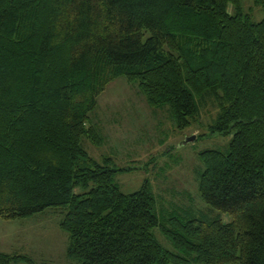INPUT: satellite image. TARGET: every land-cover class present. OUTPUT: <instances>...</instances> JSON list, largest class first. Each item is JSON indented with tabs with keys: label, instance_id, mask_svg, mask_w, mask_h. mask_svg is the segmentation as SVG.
Returning <instances> with one entry per match:
<instances>
[{
	"label": "trees",
	"instance_id": "obj_1",
	"mask_svg": "<svg viewBox=\"0 0 264 264\" xmlns=\"http://www.w3.org/2000/svg\"><path fill=\"white\" fill-rule=\"evenodd\" d=\"M258 3L254 23L241 0H0V220L63 209L77 264H264ZM120 79L150 108L167 106L180 129L206 98L216 103L210 130L231 139L226 152L200 154V218L159 219L146 186L122 193L115 179L126 171L84 150L83 140L104 145L91 116ZM21 263L35 264L0 253V264Z\"/></svg>",
	"mask_w": 264,
	"mask_h": 264
},
{
	"label": "rangeland",
	"instance_id": "obj_2",
	"mask_svg": "<svg viewBox=\"0 0 264 264\" xmlns=\"http://www.w3.org/2000/svg\"><path fill=\"white\" fill-rule=\"evenodd\" d=\"M241 7L252 22L263 20L258 0H241ZM199 107L198 118L180 129L167 106L150 108L137 86L120 79L99 98L91 116L104 145L96 148L83 140V148L96 162L110 158L114 169L126 171L115 179L122 193L133 194L146 186L154 194L159 219L200 218L209 210L199 192L204 170L200 154L226 152L231 136L210 130L218 115L213 99L206 98ZM193 137L194 141L183 144ZM63 218V209L50 208L29 219L0 220V253L24 255L35 264H77L67 257L69 235L60 229ZM223 221L230 218L223 216ZM153 235L166 250L174 251L159 229Z\"/></svg>",
	"mask_w": 264,
	"mask_h": 264
},
{
	"label": "water",
	"instance_id": "obj_3",
	"mask_svg": "<svg viewBox=\"0 0 264 264\" xmlns=\"http://www.w3.org/2000/svg\"><path fill=\"white\" fill-rule=\"evenodd\" d=\"M196 139V137H193V138H191V139H187L183 144H187V143H189V142H192V141H194Z\"/></svg>",
	"mask_w": 264,
	"mask_h": 264
},
{
	"label": "crops",
	"instance_id": "obj_4",
	"mask_svg": "<svg viewBox=\"0 0 264 264\" xmlns=\"http://www.w3.org/2000/svg\"><path fill=\"white\" fill-rule=\"evenodd\" d=\"M225 223H226V222H225ZM227 223H229V222H227ZM227 223H226V224H227ZM14 255H15V254H14Z\"/></svg>",
	"mask_w": 264,
	"mask_h": 264
}]
</instances>
